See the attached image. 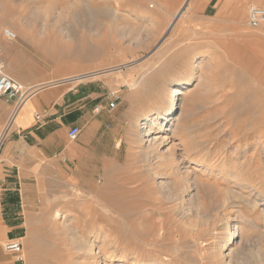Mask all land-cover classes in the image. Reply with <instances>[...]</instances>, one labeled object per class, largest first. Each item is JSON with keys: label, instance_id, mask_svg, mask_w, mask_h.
<instances>
[{"label": "rangeland", "instance_id": "374dc122", "mask_svg": "<svg viewBox=\"0 0 264 264\" xmlns=\"http://www.w3.org/2000/svg\"><path fill=\"white\" fill-rule=\"evenodd\" d=\"M250 4L264 0H0L6 71L25 85L111 69L42 91L86 89L98 138L86 155L51 156L56 169L37 162L16 264H264V23L248 26ZM172 81L184 83L174 119L148 124L183 160L167 183L139 120L165 112ZM11 110L0 97V127ZM187 173L201 183L192 202L175 195Z\"/></svg>", "mask_w": 264, "mask_h": 264}, {"label": "crops", "instance_id": "0c3cea01", "mask_svg": "<svg viewBox=\"0 0 264 264\" xmlns=\"http://www.w3.org/2000/svg\"><path fill=\"white\" fill-rule=\"evenodd\" d=\"M208 10L209 4L204 11ZM48 88L38 91L24 105L15 124L17 129L9 135L0 152V264L17 263L15 256L6 251L4 243L10 238H18L24 228L25 221L20 214L37 213L33 209L36 200L28 181L37 162L47 158L50 162L43 170L56 169L59 164L51 156L65 154L72 158L76 153L86 155L98 138L97 123L91 132L84 123L87 120L85 115L90 113L85 100L86 89L42 92ZM36 113L42 115L41 122L35 118ZM56 125L58 129H55ZM74 125L83 130L78 143L68 138V131Z\"/></svg>", "mask_w": 264, "mask_h": 264}, {"label": "bare ground", "instance_id": "6f19581e", "mask_svg": "<svg viewBox=\"0 0 264 264\" xmlns=\"http://www.w3.org/2000/svg\"><path fill=\"white\" fill-rule=\"evenodd\" d=\"M166 3V2H165ZM180 16V13L178 14V15H173V21H172V23L170 24V26L171 27H173L174 25H175V23H176V20L178 19V17ZM25 24L26 25H24V26H30V24L31 23H29V22H25ZM29 37H30V39L33 37L32 36V34L31 33H28L27 34ZM27 36V37H28ZM28 37V38H29ZM34 43V42H33ZM35 44V43H34ZM34 47H35V49L39 52V51H43V52H45V51H49V48L50 47H48V46H43V45H33ZM34 50V49H33ZM53 57V56H52ZM49 60V59H48ZM201 67V65H200V61H196V64H195V67H193V68H190V69H188V75H192V74H194V73H196L197 72V69L196 68H200ZM117 68H119V67H117ZM109 69V68H108ZM111 70V69H110ZM110 70H103V71H91V72H89L88 74H84V73H81V74H76V75H73V76H65V77H63V78H61L59 81H57V82H54V83H50V84H46V85H43L42 87H39L40 86V84H38V85H33V86H27V87H29L31 90H32V92H35V91H37V87L38 88H40L39 89V91H41V90H43V89H45V88H48V87H51V86H54V85H57V84H59V83H62V82H66V81H68V80H71V79H78V80H83V79H85V78H89V77H95L96 75H98V74H100V73H104V72H106V71H110ZM175 82L174 81H172L171 83H170V85H169V89L171 90V92H170V97H169V100H168V104H167V106L165 107V112H151V113H149V114H146V115H144L139 121V124H140V126L142 127L143 126V128H144V130H142L143 131V133H144V135L142 136L143 137V141H146L147 143H148V148H149V150H150V152L153 154V155H157V157L159 158V159H161V162H162V164H163V167L162 168H164V170H165V173H159L160 175H162V177L165 179V180H167V183H169V181H171V180H173L174 179V182H175V178L174 177H178V175H180L179 173H180V170L182 169V165H181V162L183 161L182 160V157H181V155L179 154V153H176V152H174L173 151V153H172V150H169V149H165L166 151H162V146H166L168 143H170V142H172V140L169 142V139H171V136L170 135H165L164 137H161V136H158V128H159V126H155V127H151V128H149L148 127V124L151 122V121H153V120H158L159 119V121L161 120L162 122H166V124H170V122L174 119V110H175V107H176V105H177V95H178V93L180 92V88H182L183 86H184V83H182V82H179V83H177V86H175ZM35 95V94H34ZM30 101V99H28L23 105H22V107L20 108V110H19V112H18V115H17V118H16V122H15V124H17V121H18V116H19V114H20V112H21V110H22V108L24 107V105L26 104V103H28ZM157 115V116H156ZM163 125V124H162ZM14 127H15V125H14ZM142 133V134H143ZM161 138H163V139H161ZM158 140H161L160 142H159V144H158V146L159 145H161V147H158V146H156L157 144L155 143L156 141H158ZM156 144V145H155ZM255 145V144H254ZM255 147V146H254ZM146 149H147V147H146ZM164 150V149H163ZM147 151V150H146ZM177 151V150H176ZM189 160V159H188ZM210 160V159H209ZM157 161V160H156ZM197 161V160H196ZM161 164V165H162ZM161 167V166H160ZM186 168V167H185ZM160 170H162V169H160ZM185 170V169H184ZM189 171V170H188ZM158 172V171H157ZM182 172V171H181ZM185 172V171H184ZM189 173V172H188ZM187 173V176H188V178H187V182H183L182 181V183H180L178 186H177V188H179V190H178V193L176 194V192H175V195H176V197H178V198H182V197H184V195L185 196H188L189 197V200H190V202H192L193 200H194V198L197 196V194H198V192H199V190H200V188H201V183L198 181V179L193 175V174H188ZM171 179V180H170ZM186 179V178H185ZM163 184V183H162ZM165 186V185H164ZM245 188H248V187H246V186H244ZM244 188V189H245ZM174 190V189H173ZM241 191H243L242 190V187H241ZM173 192V191H172ZM184 193H186V194H184ZM244 193H246L245 191H244ZM243 193V194H244ZM253 193V191L251 190L250 191V194H252ZM172 194V193H171ZM242 194V193H241ZM172 196H174L173 194H172ZM176 200V199H175ZM195 202V201H194ZM196 202H198V201H196ZM187 203V202H186ZM64 213H60V212H57V214H55V215H62L64 218L66 217V215L64 216L63 215ZM61 216V217H62ZM226 228L224 229V230H227V228H229L228 226H229V224L227 223L226 224ZM237 225H235V230L233 231V232H231V236L232 235H238V233H237ZM232 231V230H231ZM226 233H229L230 234V231H228V232H226ZM86 239V238H85ZM231 239V238H230ZM89 240V239H88ZM226 242V241H225ZM87 247H90V245H87ZM83 248H85V246H83L82 245V243L80 244V245H78V246H76V248H75V251H78V250H82ZM92 248V247H91ZM89 252H91V249H88L87 248V253H89ZM70 254H72V255H70L71 257H73L74 256V254L73 253H70ZM228 259V258H227Z\"/></svg>", "mask_w": 264, "mask_h": 264}, {"label": "built area", "instance_id": "2783aa9c", "mask_svg": "<svg viewBox=\"0 0 264 264\" xmlns=\"http://www.w3.org/2000/svg\"><path fill=\"white\" fill-rule=\"evenodd\" d=\"M264 23V4H250L248 7V26L250 28L257 29ZM4 36L8 40H15L17 38L16 33L10 29H4ZM2 47L0 46V97L6 98L7 101L12 102V110L9 112L7 119L4 124L0 127V151L5 141L8 139L15 125L18 112L22 105L31 99L34 94L38 92H32V90L27 87L20 80L14 78L7 73V64L2 57ZM112 101L110 102V107L114 108L116 106L117 100L120 98L117 92L112 95ZM96 110H99L97 107ZM35 118L38 122L42 121V115L40 113L35 114ZM82 128L80 126L74 125L68 131V138L71 142H75L79 139ZM6 251L15 256L17 262H23V243L20 239L13 238L9 239L4 243Z\"/></svg>", "mask_w": 264, "mask_h": 264}]
</instances>
